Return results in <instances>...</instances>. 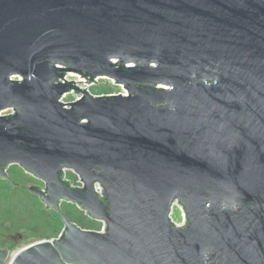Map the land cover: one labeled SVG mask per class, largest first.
<instances>
[{"label": "water", "instance_id": "1", "mask_svg": "<svg viewBox=\"0 0 264 264\" xmlns=\"http://www.w3.org/2000/svg\"><path fill=\"white\" fill-rule=\"evenodd\" d=\"M12 165L64 229L0 263L264 264V0H0V179L16 185Z\"/></svg>", "mask_w": 264, "mask_h": 264}, {"label": "trees", "instance_id": "2", "mask_svg": "<svg viewBox=\"0 0 264 264\" xmlns=\"http://www.w3.org/2000/svg\"><path fill=\"white\" fill-rule=\"evenodd\" d=\"M89 90L95 96H107L116 94L119 87L109 80L101 79L97 84L91 85ZM8 174L16 185L0 179V248L14 252L32 238L37 240L58 238L64 228L60 214L55 210H46L45 206L38 209L40 199L28 190V186L32 184L43 183L26 174L18 165L10 166ZM66 179L74 186L80 185L78 176L71 171L66 172ZM39 203L44 205L41 201ZM61 209L82 229L101 231L103 227L102 222L91 219L72 203L63 202Z\"/></svg>", "mask_w": 264, "mask_h": 264}, {"label": "rangeland", "instance_id": "3", "mask_svg": "<svg viewBox=\"0 0 264 264\" xmlns=\"http://www.w3.org/2000/svg\"><path fill=\"white\" fill-rule=\"evenodd\" d=\"M68 78L69 79H77V80H81V81H83V83H82V87L83 88H85V89H88V84H87V81H86V79L85 78H83L82 76H80V75H78V74H70L69 76H68ZM105 79V78H104ZM99 80H101V79H99ZM106 80H109V79H106ZM112 84H113V82L111 81V80H109ZM120 86V85H119ZM119 86H117V87H119ZM123 86V85H122ZM121 90V92H124V91H122V88L121 87H119V90L118 91H120ZM126 90V89H125ZM12 113V111H7V112H5L4 114L5 115H9V114H11ZM39 185V184H38ZM40 201L38 200V209H41V208H43L44 207V205H41L40 203H39ZM65 203L63 204V206L65 207ZM183 214H184V211H183V209H182V207L181 206H179L178 204H175L174 205V207H173V211H172V219H173V221L176 223V224H178V225H182L184 222H185V218H184V216H183ZM64 229V228H63ZM63 231V230H62ZM47 240V239H46ZM38 241H43V240H40V239H30V240H28V242H26V243H24V246H22L21 248H23V247H26V246H28V245H30V244H32V243H35V242H38ZM21 248H19V249H21ZM18 249V250H19ZM18 250H16V251H18ZM15 252V251H14ZM0 264H9V261H7V262H5V263H0Z\"/></svg>", "mask_w": 264, "mask_h": 264}, {"label": "built area", "instance_id": "4", "mask_svg": "<svg viewBox=\"0 0 264 264\" xmlns=\"http://www.w3.org/2000/svg\"><path fill=\"white\" fill-rule=\"evenodd\" d=\"M70 74H73V73H70ZM70 74H69V75H70ZM69 75H68V76H69ZM68 76H67V79H68V80H70V81H75L77 85H79L81 88H83V87H82V83H83V81H81V80H77V79H69ZM86 81H87V80H86ZM98 81H99V79H98ZM112 82H113V81H112ZM87 84H88V82H87ZM113 84H114L115 86H119V85L115 84L114 82H113ZM87 86H88V89H89L91 85H87ZM119 87H121V88H122V91H124V92H121V90H120V91H118L116 94H112V95H128V92H127V90H125L126 88H125L124 86L120 85ZM83 89H85V88H83ZM68 97H70V98H68ZM81 98H82V94H76V93L73 91V92H71V93L65 94V95L63 96V98H62V101L68 104V103H74V102H77V101H79ZM69 99H70V101H67V100H69ZM79 184H80V185H78V186L81 187L82 184H81V181H80V180H79ZM96 189H97L98 192L102 193L101 188H100L97 184H96ZM103 230H104V225H103L101 231H103ZM101 231H100V232H101Z\"/></svg>", "mask_w": 264, "mask_h": 264}]
</instances>
